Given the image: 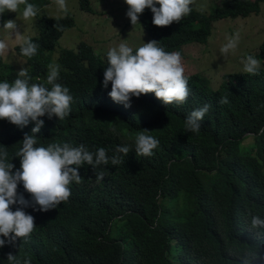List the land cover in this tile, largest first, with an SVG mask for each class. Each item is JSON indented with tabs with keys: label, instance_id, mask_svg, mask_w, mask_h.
<instances>
[{
	"label": "trees",
	"instance_id": "16d2710c",
	"mask_svg": "<svg viewBox=\"0 0 264 264\" xmlns=\"http://www.w3.org/2000/svg\"><path fill=\"white\" fill-rule=\"evenodd\" d=\"M54 2L28 0L39 13ZM263 3L226 0L211 15L192 8L180 23L167 27L155 26L148 8L138 19L158 46L184 56L185 45L208 43L218 21L259 14ZM80 5L94 13L91 0H80ZM39 13L37 33L29 37L39 45L37 54L24 57L20 45L15 50L26 60L30 83L46 84L49 65L56 62L57 82L70 90L73 102L62 121L40 117L44 125L36 134L37 146L83 144L93 153L103 147L109 157L117 146L133 149L123 163L98 167L96 172L107 170L99 183L92 166H82L83 182H73L69 200L57 208H24L34 217L35 230L26 242L17 239L0 247V264H14L9 253L20 264L26 258L31 264H239L258 245L264 256V230L251 227L253 216L264 219V42L259 75L225 73L219 87L212 88L203 75L184 73L189 88L184 104L166 105L148 93L131 97V107L125 108L109 96L111 82L103 87L107 53L101 56L82 42L78 50L62 47L55 60L56 47L76 24L75 17ZM18 73L0 56V82L12 83ZM221 97L229 103L220 104ZM205 104L211 107L200 131L186 132V117ZM33 127L34 122L20 128L0 119V150L8 152L13 171L20 168L15 153ZM141 132L159 140L151 157L136 154ZM17 192L31 200L22 183Z\"/></svg>",
	"mask_w": 264,
	"mask_h": 264
},
{
	"label": "clouds",
	"instance_id": "9594fccd",
	"mask_svg": "<svg viewBox=\"0 0 264 264\" xmlns=\"http://www.w3.org/2000/svg\"><path fill=\"white\" fill-rule=\"evenodd\" d=\"M194 0H125L128 5L127 16L133 25L138 23V16L146 8L153 13L152 23L157 27H167L173 22L180 21L188 16ZM59 10L67 15L66 0H56ZM23 5L22 16L25 20L37 17L39 8L28 0H0V16L6 11L18 12ZM159 5V7H156ZM54 27L60 30L56 24ZM3 29L20 43V54L31 58L37 54L39 45L26 38L18 31L14 20L5 21ZM239 40V33L230 37L221 48V54L227 55L235 50ZM9 50L5 40L0 39V56ZM244 63V72L253 76L260 74V61L249 55ZM107 67L104 71L103 87L107 88L111 82L109 96L116 103H122L125 108L131 107V97L154 93L156 98L164 104L182 105L189 96L188 77L184 74L182 57L179 52H166L158 46L157 41L143 43L133 54V48L126 43L119 44L107 52ZM59 65H49L46 84L30 83L31 77L26 69H21L17 78L9 83L0 82V119L23 128L34 122L32 134H25L22 147L15 153L20 158V168L13 171L15 165L9 160L6 150H0V247L6 243L14 245L17 239L27 241L35 230L34 217L26 214L24 208L47 212L66 203L71 196L73 182L81 184L83 177L79 169L85 164L92 166L96 182H101L107 175L100 166L119 165L124 157L133 149L129 145L117 146L113 156L107 155L106 149L101 147L95 153L89 151L83 144L73 146L70 143H53L47 147L37 146L39 138L36 136L44 125L40 119L47 114L64 120L71 111L73 96L70 90L58 83ZM47 85H50L49 88ZM220 104H227V97H221ZM210 105L205 104L194 109L186 117L185 131L198 133L201 121L209 112ZM147 132V130H145ZM141 132L135 139L137 155L151 157L153 150L159 145V140ZM122 154V155H121ZM22 183L26 192L31 194V200H26L22 194L18 195V184ZM19 205L13 211L12 206ZM37 206L38 209H37ZM251 227L264 230V219L253 216ZM264 235V232H261ZM261 245L257 250L241 257L239 264H264V256L260 254ZM8 261L20 264L17 257L8 254ZM24 264H31L29 259Z\"/></svg>",
	"mask_w": 264,
	"mask_h": 264
},
{
	"label": "rangeland",
	"instance_id": "374dc122",
	"mask_svg": "<svg viewBox=\"0 0 264 264\" xmlns=\"http://www.w3.org/2000/svg\"><path fill=\"white\" fill-rule=\"evenodd\" d=\"M226 0H194L191 8L206 15H211L221 8ZM256 1V0H251ZM67 14L75 17L76 24L69 28L61 37L56 47L55 60L60 49L70 48L78 50L82 42L91 44L95 52L101 56L113 47L126 43L133 49L151 42V37L144 31L140 21L133 25L127 16L128 5L125 0H91L94 13L89 14L81 9L80 0H66ZM23 6L19 11H6L0 16V39L5 40L9 50L3 55L2 60L10 64L14 70L26 69V60L19 56L15 47L20 45L15 35L10 36L3 29L5 21L14 20L18 31L26 38L37 33V17L25 20L22 16ZM40 17H62L64 13L59 10L56 0L39 13ZM239 33V40L235 50L227 55L221 54V48L230 37ZM264 42V3L259 14L249 17L225 18L218 21L207 44H187L184 46L185 55L182 64L185 73L197 72L207 78L212 88L219 87L225 73L244 72L246 57L251 55L260 61V47ZM56 64V62H55Z\"/></svg>",
	"mask_w": 264,
	"mask_h": 264
}]
</instances>
